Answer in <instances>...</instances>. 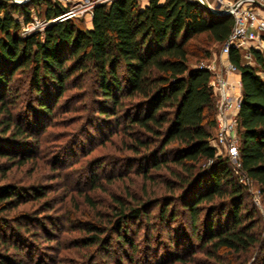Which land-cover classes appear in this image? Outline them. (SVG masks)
<instances>
[{
    "label": "trees",
    "instance_id": "trees-1",
    "mask_svg": "<svg viewBox=\"0 0 264 264\" xmlns=\"http://www.w3.org/2000/svg\"><path fill=\"white\" fill-rule=\"evenodd\" d=\"M65 10L55 0H0L2 176L7 178L15 166L38 159L40 138L48 125L57 122L49 119L58 118L55 110L62 102L70 106L76 99L83 110L91 96L84 120L90 126L84 131L87 142L112 144L121 152L95 161L91 189L132 174L151 180L153 171L166 169L168 175L160 195H149L145 185L147 196L110 192V210H98L99 221H81L79 227L86 231L83 245L104 249L114 258L122 250L119 260H133L136 252H142L135 237L143 228L151 248L143 259L147 264H212V260L231 264L227 260L233 254H254L247 264H264V228L258 210L247 201L246 186L228 157L210 144L217 124V97L210 84L212 71L200 66L210 59L212 45L225 43L233 17L213 13L197 0H149L144 6L140 0H112L95 4L91 27L82 18L70 17L23 31L33 12L50 20ZM251 52L263 66L262 52L253 48ZM244 54L245 50L231 47L228 55L241 75L237 119L242 170L264 193V79L258 66L244 62ZM71 89L78 91L68 100ZM104 165L111 170L101 176L98 170ZM57 167L56 161L53 170ZM22 186L0 183L1 212L33 198H45L46 209L53 207L46 198L49 185L35 181L27 190ZM80 193L91 208H97L94 198ZM51 220L50 224L55 219ZM142 220L145 224L132 234L133 225ZM41 225L49 234V223ZM7 240L0 235L1 243ZM132 263L140 264L137 258Z\"/></svg>",
    "mask_w": 264,
    "mask_h": 264
},
{
    "label": "rangeland",
    "instance_id": "rangeland-1",
    "mask_svg": "<svg viewBox=\"0 0 264 264\" xmlns=\"http://www.w3.org/2000/svg\"><path fill=\"white\" fill-rule=\"evenodd\" d=\"M253 5L264 13V0H256ZM33 15L34 17L37 16L35 12H33ZM79 18H82L86 25L90 22V16L87 14ZM222 47L223 45L221 44L212 45V51L220 54ZM207 60L204 59L202 61L206 62ZM191 63H195V61ZM77 91L78 89H71L67 92L66 99L69 100L70 98L68 97L75 95ZM90 98L91 96L86 98L85 101L86 104L88 103V107L83 110L79 109L80 102L76 99L70 100V106H67L68 103L64 105L61 101L62 107L60 106L59 109L55 110V113L59 115L58 118L53 120L48 118L52 122H57L53 125H48L46 132L40 138L43 147L39 149L38 159H33V161L23 167L15 166L8 172L7 178L0 173V183L11 181L19 186H25L26 190L28 184L35 183V181L41 185H49L52 189L47 192L46 198L48 197L47 199L50 200L53 206L51 209H46V205L43 202L45 198H33L14 210L0 211V235L8 239L7 243L0 242V264H131L136 258L140 264H147L143 259L146 253H150L151 248L149 247L150 243L148 245L144 237L146 231L141 228L137 235L134 231L137 226L145 224L143 220L138 221L132 227V234L136 235L135 238L142 249V252L139 251L133 255V260L128 257L126 259L121 257V260H119L122 250H119L118 255H114V258L113 255L107 256L108 252L103 251L104 249L101 250L97 247H89L82 244L86 231L79 227L81 221H99L97 211L110 210V192L126 196L128 191H132L137 193V195L147 196L143 192L145 185L149 195H160L165 193L163 180L164 176L168 175L166 169L153 171L155 176L151 180H144L142 176L132 174L131 177L117 179L113 183L103 181L102 187L97 190L91 189L90 175L94 169L95 161H101L100 159L107 158L112 153L120 155L121 152L115 150L116 147L112 149V144H89L87 142L85 130L90 129V126L86 125L84 120L89 114ZM25 105L26 103L23 102L21 107L24 108ZM66 107H70L68 111H65ZM33 114L35 115L34 112ZM82 116L85 119L79 118ZM83 126H85L84 130ZM79 138L83 141L80 142ZM35 160L36 162H34ZM56 161L58 167L53 170V165H55ZM109 164L112 165L110 162ZM110 170V165H104L98 171L103 176L109 173ZM246 190L248 193L247 201L258 210L264 228V193L260 191L254 181H252L251 185L246 186ZM80 192L94 198L98 204L97 208H91L86 202L84 195ZM258 192H260V201L256 203L255 195ZM60 215L64 216L63 220L57 219L60 218ZM65 217H69L72 220L65 222ZM51 219L55 220L50 224V221H53ZM41 222L49 223V226L47 225L49 234L46 229H42ZM160 231L167 236L166 230ZM157 239L159 241L165 240V238L158 237ZM95 252L97 255L92 259L91 255L95 254ZM253 255L246 257L240 254H233L229 255L230 258L227 261L231 264H247L249 260L251 261ZM200 257L207 260L201 254ZM211 263L228 264L226 262L222 263V261L217 263V261L213 260Z\"/></svg>",
    "mask_w": 264,
    "mask_h": 264
},
{
    "label": "built area",
    "instance_id": "built-area-1",
    "mask_svg": "<svg viewBox=\"0 0 264 264\" xmlns=\"http://www.w3.org/2000/svg\"><path fill=\"white\" fill-rule=\"evenodd\" d=\"M20 1V0H12ZM66 7V10L58 17L47 20L33 15V20L23 25L24 32L34 29H43L50 21L70 17H81L87 14L92 17L93 7L97 3H109L112 0H55ZM202 5H208L213 13L231 15L234 19V26L231 34L222 47V53L229 55V49L236 47L245 50L248 59H252L250 50L251 42L260 44L264 60V13H262L253 2L256 0H197ZM70 5V6H69ZM200 66H205L213 73L210 84L217 97L216 133L210 139V144L217 149V153L227 156L231 168L238 176L239 181L249 186L252 183L250 178L242 170L240 153V137L238 132L237 113L239 111L242 85L241 81H230L227 73H239L238 68L231 62L227 64L225 73L217 72L214 61L207 60ZM264 79V72L261 74ZM256 203L260 201V192L255 195Z\"/></svg>",
    "mask_w": 264,
    "mask_h": 264
},
{
    "label": "crops",
    "instance_id": "crops-1",
    "mask_svg": "<svg viewBox=\"0 0 264 264\" xmlns=\"http://www.w3.org/2000/svg\"><path fill=\"white\" fill-rule=\"evenodd\" d=\"M148 2H149V0H140V3L142 4V6L146 5ZM91 18H90V22L88 24L89 27H91V25H92ZM251 48L262 52L260 44L256 41L251 42L250 50H251ZM209 60L214 61L216 68H217L216 69L217 72H223V73H225V69L227 67V64L230 62L229 57L226 54H223L222 52L220 54H216L215 52H213ZM243 60L246 63L258 66L257 72L260 76L264 72V63H263V66L259 65L256 62L254 56H252V59L250 60L244 54ZM226 76L228 77V79L230 81H233V82L241 81L240 72L239 73H227ZM215 133H216V129H215Z\"/></svg>",
    "mask_w": 264,
    "mask_h": 264
},
{
    "label": "water",
    "instance_id": "water-1",
    "mask_svg": "<svg viewBox=\"0 0 264 264\" xmlns=\"http://www.w3.org/2000/svg\"><path fill=\"white\" fill-rule=\"evenodd\" d=\"M25 1H28V0H20V1H15V2H25ZM207 9H208V5H204Z\"/></svg>",
    "mask_w": 264,
    "mask_h": 264
}]
</instances>
